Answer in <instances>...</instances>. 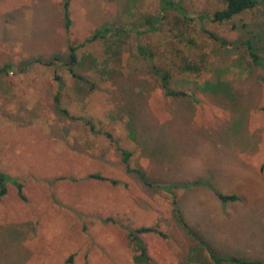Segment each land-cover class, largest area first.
Here are the masks:
<instances>
[{"label":"rangeland","instance_id":"rangeland-1","mask_svg":"<svg viewBox=\"0 0 264 264\" xmlns=\"http://www.w3.org/2000/svg\"><path fill=\"white\" fill-rule=\"evenodd\" d=\"M64 1L0 0V69L13 65L0 71V169L19 176L26 196L9 183L0 198V264H137L128 228L148 225L161 231L143 235L155 264H214L212 251L264 261V72L245 47L189 31L191 47L170 25L142 35L127 29L77 50V71L91 88L59 61L45 62L106 24L156 12L158 0H71L69 31ZM185 5L211 13L224 3ZM207 28L230 41L256 37L264 56V0ZM139 42L167 67L207 53L202 73L174 71V86L193 99L164 95L152 62L135 52ZM174 45L181 56L170 54ZM59 88L68 115L57 107ZM122 149L157 184L209 183L175 191L191 233L169 192L126 170ZM97 172L126 185L86 177ZM217 189L239 198L224 201Z\"/></svg>","mask_w":264,"mask_h":264},{"label":"trees","instance_id":"trees-1","mask_svg":"<svg viewBox=\"0 0 264 264\" xmlns=\"http://www.w3.org/2000/svg\"><path fill=\"white\" fill-rule=\"evenodd\" d=\"M224 3V6L221 8L215 9L213 12L200 11L191 13L187 6L185 5V0H158V10L156 12H144L141 13V16L137 19H134L132 22L127 24H106L101 28L96 29L91 35L87 36L84 40L79 43H71L69 45L68 54L65 58L58 55L53 56L49 61L45 63L47 65H56L58 61L65 65L72 76L76 77L79 81H84L90 83L91 88L93 84L90 82V79L77 71V65L79 63L77 50L87 42H94L99 39L108 41L109 39L116 38L122 33L127 32V29L136 32L138 35H142L147 32H156L163 31L165 25H170V32L175 33V37L178 39V43H185L193 47L196 45V40L188 36L189 31H197V33L214 39L220 43V45L225 47L233 46H244L246 49V54L249 57V60L258 68L264 72V56L260 54L258 45L256 43V37H248L241 41H230L224 35L218 34L214 30L207 28L208 22L212 21H224L231 20L237 15H241L248 10H253L257 8L262 0H221ZM70 4L71 0H65L63 3V18L65 22V28L67 31L70 30L73 20L70 15ZM235 28L236 25L234 26ZM173 51L170 54L174 56H181L182 49L178 48L176 45L173 47ZM135 52L147 58L148 61L152 62L153 71L157 74L161 88L166 97L172 98H181V99H193L194 95L189 90L178 89L173 84L174 71L179 70L181 73H202L207 70V53L202 52L199 57V60L193 61V59H188L186 57L182 58L181 63H174L172 66L167 67L166 65H161L155 61L154 56L156 55V50L147 44H137ZM41 61V59H37ZM13 65L11 63L3 64V67L0 71H9ZM56 79L62 83V78L56 76ZM220 83H214L211 85L210 90L217 91L218 85ZM55 101L57 107L61 112L66 115L69 114L68 110L63 108L61 105V91L59 88L58 93L55 95ZM264 109V107H263ZM132 152L128 149H122V159L126 165V170L128 172H136L141 176V180L147 185H157L159 188H162L171 194V201L174 204V211L176 217H178L179 222L188 230L189 233L192 232L189 229V224L184 219V216L181 212L179 201L176 197V192L179 187L189 188L193 184H198L205 182L200 179L196 183H163L157 184L150 179H147V174L142 168H135L131 164ZM86 177L89 179H97L110 181L113 184L126 183L121 182L118 179L108 178L101 173H91L87 174ZM152 181V182H151ZM9 183H13L16 186V191L20 199L26 200V196L23 192L24 184L20 180L19 176L13 175L9 172H5L0 169V198L4 196L7 192ZM209 184L207 181L205 182ZM216 196L224 201H235L238 199V195L235 193L230 194L220 190H215ZM129 236L136 249L137 253L134 255V262L137 264H155L152 261L151 256L148 254L147 244L143 239V235L149 231H159L157 225H148L140 227H129ZM211 258L214 264H264L262 260H251L243 259L237 256H227L221 255L214 251L211 252ZM73 259L71 256L68 261L70 262Z\"/></svg>","mask_w":264,"mask_h":264},{"label":"crops","instance_id":"crops-1","mask_svg":"<svg viewBox=\"0 0 264 264\" xmlns=\"http://www.w3.org/2000/svg\"><path fill=\"white\" fill-rule=\"evenodd\" d=\"M230 168H231L230 171H233V172H232V173L234 174L233 176L237 178V176H239L238 173H237V171H236L237 166H232V167H230ZM208 171H209V170H208ZM208 171L206 172L205 177H211V176H213L214 178H219V176H215L213 172H212V174L210 173V174L208 175ZM195 175H200V173L195 174ZM201 176H202V175H201ZM203 177H204V176H203Z\"/></svg>","mask_w":264,"mask_h":264}]
</instances>
